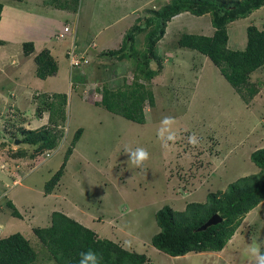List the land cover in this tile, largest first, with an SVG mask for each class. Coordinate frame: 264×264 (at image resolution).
Segmentation results:
<instances>
[{"label": "rangeland", "instance_id": "1", "mask_svg": "<svg viewBox=\"0 0 264 264\" xmlns=\"http://www.w3.org/2000/svg\"><path fill=\"white\" fill-rule=\"evenodd\" d=\"M111 1L114 11L110 0H82L81 19L75 28L80 36L86 31V22L101 26V39L109 40L105 46L108 49L116 46L117 39L121 42L132 18L140 17L133 26L143 27V32L135 35L123 59L101 52L103 47H98L95 43H100L96 41L80 49L75 57L87 63L76 68L70 65L67 50L59 51V44L50 41L44 45L52 48L56 60L50 49L49 57L43 53L47 49H43L33 59L23 61L18 46L22 38L12 41L8 36L9 21L7 27H2L0 239L20 233L36 253L33 264H55L33 229L48 227L52 212L65 211L76 215L82 226L96 232L99 238L145 254L148 264L254 263L260 258L259 249H264V201L245 216L225 251L170 257L156 250L151 238L159 232L155 214L164 206L181 211L187 203L204 202L205 194L224 190L236 179L259 172L250 155L264 149V66L248 82L250 87H259L258 94L249 104L243 103L207 57L178 47L181 35H206L212 30L208 17L183 15L166 25L169 31L165 40L159 42L163 35L157 42V55L167 61L150 82L141 72L140 55L144 51L143 37L152 32L155 23L147 26L144 20L170 0H130L126 5L121 0ZM64 2L65 6L75 4ZM131 6L136 8L117 20L120 11ZM30 8L35 12L29 14L35 19L50 15L46 8ZM99 8L101 13H97ZM245 23L264 26V8ZM229 24L226 30L231 28L230 37L235 32L238 40L246 39L242 22L238 27H228L233 23ZM260 28L257 29L264 30ZM13 31L15 34V28ZM156 35L159 36L158 31ZM61 44L67 46L68 41ZM7 51L17 58L13 64L6 60ZM42 55L50 58V67L56 70L44 80L33 76L37 77L36 58ZM150 66L160 70L157 61ZM26 82L30 87L25 86ZM26 88L46 92H27ZM103 88L125 95L126 90L137 91L136 95L143 98L144 124L130 122L94 105L100 101L97 91ZM149 91L154 96L153 106L146 100ZM62 94L66 96L63 107L57 98ZM45 127L56 136L52 149L44 147L50 144L52 135L37 145L21 142L23 131ZM79 128L83 138L81 144L76 142L75 149L82 156H69L72 164L65 165L54 190L45 195V184L61 168L63 156ZM9 200L20 218L11 215L6 206ZM250 251L256 252L257 258Z\"/></svg>", "mask_w": 264, "mask_h": 264}, {"label": "trees", "instance_id": "2", "mask_svg": "<svg viewBox=\"0 0 264 264\" xmlns=\"http://www.w3.org/2000/svg\"><path fill=\"white\" fill-rule=\"evenodd\" d=\"M62 1L75 4L65 6ZM79 1L44 0V5L75 12ZM59 2L61 6L58 5ZM263 5L264 0H242L234 4H227L221 0H170L158 11L153 12L155 13L153 16L144 20L147 26L151 23L155 24L152 32L144 35L145 39L143 38L144 51L140 55L142 74L150 78L151 82L161 72V59L157 55L156 45L164 35L167 23L173 17L184 12L196 17L208 14L214 34L211 37L183 34L177 42L178 47L191 49L207 57L218 69L220 75L232 86L235 93L240 96L242 102L249 104L259 92V87H250L248 82L252 73L264 66V30L248 26L244 50L234 51L227 47L226 27L238 18H246L253 10ZM1 12L2 4L0 3V19ZM157 31L159 36L156 35ZM142 32L139 25L133 26L125 34L118 50L106 52L116 59H123L128 45L133 43L134 36ZM2 44L0 42V45ZM22 50L25 56L30 55L33 52L32 42L23 43ZM43 53L48 55L47 51ZM48 57L42 55L36 58L39 79H45L56 72L50 67L51 60ZM153 61L160 63L159 71L150 68V63ZM97 92L100 95V101L93 102L94 105L128 121L144 124L143 98L140 99L136 95L137 91L126 90L125 95L124 92L121 94L109 88H103ZM57 98L60 100V106L63 107L66 96L57 95ZM146 100L149 106L154 105L152 91L148 92ZM52 133L46 127L23 131L24 137L21 142L28 145L44 143ZM81 134L82 129L79 128L72 139L70 148L63 156L61 168L45 184V195L51 194L57 185ZM52 137L50 144L44 146L46 150L54 147L56 136L52 135ZM250 159L260 169L258 173L240 177L224 190L209 192L204 202L187 203L181 211H175L168 205L158 210L155 221L159 232L152 236L151 245L170 257L184 256L189 252H221L245 216L264 201V149L251 153ZM6 206L13 217L20 218L15 205L10 200L7 201ZM213 215L220 216L222 221L203 232L197 231ZM33 232L48 250L55 264H148L149 262L145 254L127 250L112 240L99 238L94 231L62 212H52L49 226L33 229ZM259 255L264 264V249L259 250ZM35 260V251L20 233L0 239V264H33Z\"/></svg>", "mask_w": 264, "mask_h": 264}, {"label": "crops", "instance_id": "3", "mask_svg": "<svg viewBox=\"0 0 264 264\" xmlns=\"http://www.w3.org/2000/svg\"><path fill=\"white\" fill-rule=\"evenodd\" d=\"M81 1L82 0H80V3L78 4V8L76 9V11L72 12V11L59 10V9L54 8V7L46 6V5H44V0H21V1H17V0H3L2 1V0H0V3L2 4V12H1V19H0V32L2 31L3 25L4 26L6 25V27H7V22L9 21L11 23V25L6 28L7 29L6 33H8V36L10 38H12V41L15 40V39L18 40L19 37L22 38L21 40H19L18 46H19V49L21 50V56L25 59V60L22 59L23 61H28V60L33 59L37 55V52L38 51H42L43 49H47V50H45L47 52L50 49V51L52 53V48L50 46L45 47V45H44L45 43L50 42V41H52V42L55 41L56 44H59L58 45V49H59V51L62 50V52H63L64 48L66 50H68L71 47L72 44H75L80 49H82V48L84 49V48H86L89 45L92 46V43L93 42L95 43L96 41H99V43H100V44L95 43L98 47L100 45L103 47L101 52H103V51L106 52L108 50H115V51L118 50L117 48H119L120 45L122 44V41H123V38H124L125 34L133 27L134 23L137 22L138 18H140V17H138L136 19L133 17L132 21H131L132 24L128 23V26L129 25L130 26H129L128 30L123 34L121 42L117 39L115 41V44H114V45H116L115 47H113V48L107 47L108 49H106L105 46L108 45L107 42H109V40L105 41V39H101V36L103 35V33H102L103 30L101 29V26L98 27V26H95L94 24H90L89 22H86L85 26H84V29H86V31L81 32V34L79 36L78 29L75 28V24L78 23L80 21V19H81L80 18V10H79L80 9L79 6L81 4ZM121 1H123L125 3V5H126V3H128V1H130V0H121ZM221 1H230V0H221ZM237 1H242V0H237ZM110 3L112 4L111 0H110ZM30 7L46 8L50 15H45V14H42V16L38 15V16H36L37 19H35L34 17H31V15L29 14L31 11L35 12V11L31 10ZM135 8L136 7H134V6H131V7H128V8L126 7L124 9V11H120L121 12V16L118 17L117 20L122 19L125 16L124 14H126V13L129 14ZM261 8H264V5ZM260 9L254 11L248 17L253 16L254 13L259 11ZM112 10H113V4H112ZM102 11H103L102 8H99L97 13H101ZM60 15H64V18H60ZM183 15L188 17L191 14H189L188 12H184V13H181V14L173 17L171 19V21L167 23V27L172 23L173 20H176V18H179V17H181ZM205 16L208 17L209 23L211 24V19H210V16L208 14H205V15L201 16V18L205 17ZM29 17H30V20H29ZM194 17H196V16H194ZM248 17L244 18L245 21L248 19ZM198 18H200V17H198ZM68 19L70 20L69 24L66 23V20H68ZM240 19H242V18H238V19L234 20V22H232L233 23L232 26H228V27H238L239 23L242 22L243 23V27L246 30L248 25L245 23V21H239ZM19 25L21 26L20 30L17 29V27ZM251 25H253V26L257 27V28L264 27L263 25H258L256 23H253ZM65 26H70L72 28V31L70 33H64L63 28ZM167 27L165 29V34H164L163 38L159 41L161 43L165 40V36L167 35V33L169 31V28H167ZM211 27H212V25H211ZM14 28H15V34H14V31H13ZM34 29H36V30H34ZM230 29L231 28H227V34H228L227 47L230 50L243 51L245 46H246V39L244 38L242 41L238 40L235 37L236 34H237L235 32L230 37L229 36L230 35V33H229ZM29 34H31V35H29ZM140 34H138V35H140ZM213 34H214V28L212 27L211 32L206 34V35H203V36L211 37ZM60 35H62V36L59 37ZM195 35H200V34H195ZM136 36H134V39L136 38ZM66 41H68V45L67 46L65 44H61V43H65ZM25 42H32V44H33V52L30 55H28V56H25L23 54V52H22L23 51L22 50V44L25 43ZM8 43L9 42H6L4 44L8 45ZM59 51H56V53H58ZM48 55H49V52H48ZM52 56L56 60V57H55V55H53V53H52ZM160 57H161L160 58L161 59V66H162V69H163L165 61H167V60H165L162 55ZM6 60H7V62H10V63L12 62L11 64H13L14 62L17 61V58L12 57L10 55V52L7 51ZM18 61L20 62L19 58H18ZM150 68H151V66H150ZM152 70H155V69H152ZM259 71H261V69H258L257 71H255V73H252V75L250 76V80L252 79V76L254 74H256L257 72H259ZM33 76L36 79H38V77H36L34 74H33ZM41 80H44V79H41ZM25 86L26 87H30V84L26 82ZM30 90H32V91L36 90L37 92H46V91L38 89V88H31V89L26 88L27 92H29ZM82 138H83V130H82V134H81L79 140L77 141L78 144L82 141ZM76 145H77V143H76ZM76 145L74 146L73 151H72V154L73 153L75 154L74 155L75 156L74 159H76V157H80V155L82 156L81 151H79V150L76 151V149H75ZM72 154H71V156H72ZM72 162H73L72 158L71 159L69 158L68 161L66 162V166L69 167L72 164ZM205 197H206V194L203 196L204 200H205ZM197 201L201 202V200H197ZM20 212H22V211H20ZM63 212L68 217H70V218L74 219L75 221H78V223H80V220H78L76 215L68 213V212H65V211H63ZM30 221L34 222L35 220L32 221V219H31ZM235 233L231 237V239L228 241V243L225 245V247L223 248L224 251L227 248H229V247H227V245H229L230 242L233 241V239L235 237ZM121 246L124 247L123 245H121ZM124 248L129 250V248H126V247H124ZM190 253H193V252H189V253H187L185 255H189ZM254 254H256V252L250 251V255H254ZM180 257H183V256H180ZM254 257L257 258V256H255V255H254ZM242 264H262V261H261L260 258H257L254 263H251V261L247 260V261H244Z\"/></svg>", "mask_w": 264, "mask_h": 264}, {"label": "built area", "instance_id": "4", "mask_svg": "<svg viewBox=\"0 0 264 264\" xmlns=\"http://www.w3.org/2000/svg\"><path fill=\"white\" fill-rule=\"evenodd\" d=\"M64 32H68L69 31V27H64ZM61 36V35H60ZM69 59H70V65L73 67H80L82 64L87 63V61L84 62V60L78 59L75 56L79 55L78 52L76 51V48L73 47L72 49H70L67 52ZM83 62V63H82Z\"/></svg>", "mask_w": 264, "mask_h": 264}, {"label": "water", "instance_id": "5", "mask_svg": "<svg viewBox=\"0 0 264 264\" xmlns=\"http://www.w3.org/2000/svg\"><path fill=\"white\" fill-rule=\"evenodd\" d=\"M222 221L221 217L218 215H213L212 217H210L202 226H200L197 231L199 232H203L205 230H207L209 227L211 226H215L217 224H219Z\"/></svg>", "mask_w": 264, "mask_h": 264}, {"label": "clouds", "instance_id": "6", "mask_svg": "<svg viewBox=\"0 0 264 264\" xmlns=\"http://www.w3.org/2000/svg\"><path fill=\"white\" fill-rule=\"evenodd\" d=\"M65 27H69V31L68 32H64V33H70L71 31L70 30H72V28L70 27V26H65ZM64 29V28H63ZM64 31V30H63ZM62 36V35H61ZM61 36H59V37H61ZM134 40V39H133ZM73 47H75L76 48V51L78 52V54L80 53V48L78 47V46H76L75 44H72L71 45V47L67 50V52L70 50V49H72ZM67 52H66V54L65 55H67ZM67 58H68V60L70 61V59H69V57L67 56ZM152 63V62H151ZM150 63V64H151ZM83 65V64H82ZM81 65V66H82ZM79 68V67H78ZM156 70V69H155ZM131 122V121H130ZM259 250H261V249H259ZM258 253H259V251H258ZM259 257H260V255H259ZM261 259V258H260ZM262 261V260H261ZM263 264V263H262Z\"/></svg>", "mask_w": 264, "mask_h": 264}]
</instances>
